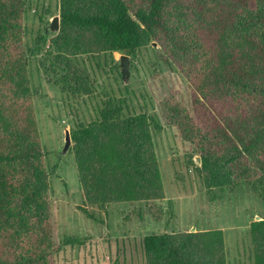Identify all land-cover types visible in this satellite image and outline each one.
Wrapping results in <instances>:
<instances>
[{
  "label": "trees",
  "instance_id": "trees-1",
  "mask_svg": "<svg viewBox=\"0 0 264 264\" xmlns=\"http://www.w3.org/2000/svg\"><path fill=\"white\" fill-rule=\"evenodd\" d=\"M59 8L50 45L67 57L61 85L89 94L88 73L70 57L159 44L192 90V115L172 98L162 111L194 147L202 185L250 183L264 198V0H59ZM23 16L24 0H0V264H54L60 244L28 75L38 50L24 48ZM121 102L71 132L89 219L87 207L165 197L151 132L161 126L145 113L123 116ZM249 233L253 264H264V219ZM141 246L145 264H227L220 229L145 235Z\"/></svg>",
  "mask_w": 264,
  "mask_h": 264
},
{
  "label": "rangeland",
  "instance_id": "rangeland-1",
  "mask_svg": "<svg viewBox=\"0 0 264 264\" xmlns=\"http://www.w3.org/2000/svg\"><path fill=\"white\" fill-rule=\"evenodd\" d=\"M59 12V0H24V48L27 52L38 50L28 55V75L51 188L52 236L60 244L54 264H145L141 246L145 235L214 229L223 231L227 264H253L249 228L251 222L264 219V198L250 183L232 190L206 189L194 147L163 116L162 104L168 99L192 115L189 82L160 45L152 42L128 56V85L120 74L122 53L70 57L76 68L89 76V94H72L68 84H60L67 74L61 61L67 57L60 55V61L50 45L58 32H52L49 24L55 16L60 17ZM118 100L122 101L123 116L145 113L161 126L159 131L151 127V132L165 197L87 207L93 215L89 219L79 210L83 196L72 140L61 154L65 130L71 139L72 130L99 119L105 104ZM68 237L79 240L63 245Z\"/></svg>",
  "mask_w": 264,
  "mask_h": 264
},
{
  "label": "water",
  "instance_id": "water-1",
  "mask_svg": "<svg viewBox=\"0 0 264 264\" xmlns=\"http://www.w3.org/2000/svg\"><path fill=\"white\" fill-rule=\"evenodd\" d=\"M49 29L52 32H58L59 31V17L55 16L50 24H49ZM154 44V43H153ZM119 67H120V74L122 81L125 85L129 84V76H130V69H129V57L127 55L122 54L120 56V61H119ZM65 143L64 146L61 150V154L66 152L67 149L71 145V139L68 130H65ZM197 161H199V158H197ZM194 230H191L190 232H193Z\"/></svg>",
  "mask_w": 264,
  "mask_h": 264
}]
</instances>
